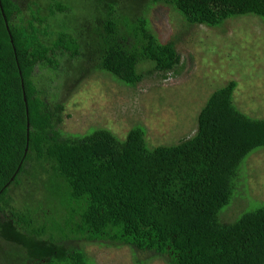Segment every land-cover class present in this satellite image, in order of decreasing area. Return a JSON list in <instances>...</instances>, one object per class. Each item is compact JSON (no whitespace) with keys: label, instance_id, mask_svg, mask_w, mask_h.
<instances>
[{"label":"trees","instance_id":"1","mask_svg":"<svg viewBox=\"0 0 264 264\" xmlns=\"http://www.w3.org/2000/svg\"><path fill=\"white\" fill-rule=\"evenodd\" d=\"M156 6L185 33L239 16L264 24V0H0V232L17 242L0 264H95L87 244L167 264H264V205L220 218L246 198L243 163L264 147V117L237 107V81L210 95L177 145L149 147L143 126L125 139L63 129L62 97L85 75L136 87L143 65L178 73L177 40L153 29Z\"/></svg>","mask_w":264,"mask_h":264},{"label":"rangeland","instance_id":"2","mask_svg":"<svg viewBox=\"0 0 264 264\" xmlns=\"http://www.w3.org/2000/svg\"><path fill=\"white\" fill-rule=\"evenodd\" d=\"M150 17L162 41L177 40L178 73L170 71L165 77L150 73L149 64L143 65L145 77L136 87L103 69L85 75L70 95L62 97L64 131L85 134L93 127L107 128L125 139L131 128L143 126L149 147L177 145L195 134L210 95L230 80L238 83L237 107L252 117H264V24L260 17L239 16L221 27L198 25L187 33L183 18L172 9L156 6ZM243 165H248L245 172L249 174L240 187L246 198L227 205L221 220L225 211L229 218L225 220L232 222L264 205V147L254 150ZM8 233L0 232L2 255L17 246ZM86 249L95 264H139L145 259L143 264H167L128 246L87 244Z\"/></svg>","mask_w":264,"mask_h":264},{"label":"bare ground","instance_id":"3","mask_svg":"<svg viewBox=\"0 0 264 264\" xmlns=\"http://www.w3.org/2000/svg\"><path fill=\"white\" fill-rule=\"evenodd\" d=\"M65 240V239H64Z\"/></svg>","mask_w":264,"mask_h":264},{"label":"water","instance_id":"4","mask_svg":"<svg viewBox=\"0 0 264 264\" xmlns=\"http://www.w3.org/2000/svg\"><path fill=\"white\" fill-rule=\"evenodd\" d=\"M29 126V125H28Z\"/></svg>","mask_w":264,"mask_h":264}]
</instances>
